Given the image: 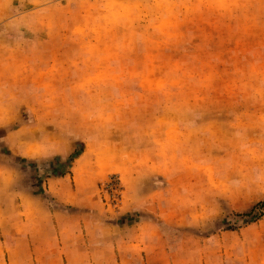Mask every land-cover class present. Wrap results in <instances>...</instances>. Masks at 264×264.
<instances>
[{
  "label": "rangeland",
  "instance_id": "rangeland-1",
  "mask_svg": "<svg viewBox=\"0 0 264 264\" xmlns=\"http://www.w3.org/2000/svg\"><path fill=\"white\" fill-rule=\"evenodd\" d=\"M0 70V264H55L33 254L63 234L88 264H264V0H0ZM84 158L92 208H50L78 228H32ZM121 168L166 208L150 240Z\"/></svg>",
  "mask_w": 264,
  "mask_h": 264
},
{
  "label": "crops",
  "instance_id": "crops-1",
  "mask_svg": "<svg viewBox=\"0 0 264 264\" xmlns=\"http://www.w3.org/2000/svg\"><path fill=\"white\" fill-rule=\"evenodd\" d=\"M10 77V75H7V72L5 73L3 70H0V86L4 84V82H8L9 80L6 79ZM9 92V91H8ZM4 95L6 94V90L3 91ZM0 95H2L0 93ZM1 99V98H0ZM35 147L30 146V143L28 142V139L26 142L22 143L21 145V150L24 155H29V153H32V150H34ZM29 149V151H27ZM26 150V151H25ZM87 160L84 158L82 160V168H81V178H82V183H78L77 178H76V167L78 162H76V166L73 168L72 172L74 173L72 176L71 175H64V176H51L47 178V187H48V192L51 193L52 195L56 196L61 203L59 205H52L50 204L45 205L42 200V196L40 194H33L32 195V200L34 201L31 202V204L28 202L27 204H24L23 208H27L28 213H34L33 215H36L39 217L38 219L35 220V224L32 226V228L38 229L41 226L47 227L48 225V218L46 217V214L51 212V219H55L56 221V226L59 230L62 229H69L71 232H73L74 229L78 228L77 225V220L81 219L77 216V214H71L68 211H52L50 208H92V195L89 193L90 188L87 187V181L89 185H91V180L92 176L85 175V169L87 167ZM129 169V168H128ZM128 169L126 168H121L123 176H125V179L127 180L128 184H130V187L133 189L131 185V181L129 178V173ZM72 178L75 180V185L78 186L76 190H73L70 188L72 185ZM77 181V182H76ZM134 193L132 194L131 190H128V197L124 199L123 205L119 209V213L127 214H138L137 217L142 218L140 220L136 219L133 221L132 224H127L126 229L128 230H135L136 232L142 231V232H150L145 233L144 236L148 240H150L153 236L151 235V231H155L159 228H161V221L158 222V220H155L154 215L156 214H161L166 208H151L150 205H147V200L142 199V197L139 195L140 193L137 192L135 189H133ZM138 194V195H137ZM84 197L82 200L81 197ZM141 197L140 199L138 198ZM149 202V200H148ZM68 205L72 207H68ZM150 207V208H149ZM43 208V209H42ZM47 208V209H46ZM49 208V209H48ZM30 211H29V210ZM82 211V210H80ZM79 224L81 222H78ZM85 226L86 220L84 219ZM139 235V233H138ZM60 243L59 248L61 252L59 254H48L44 256V252H40L41 254L38 256V253L36 252L33 254V258L39 259L41 257V261L46 262V261H54L55 264H65V260H67V264H88L89 261L91 260V256L88 253L87 249L83 251V244H77L73 240L68 239L69 234H63L60 235ZM37 239L38 241L35 242ZM31 238V240H27L25 245V250L29 251L30 249L36 250V245L41 246V245H46L48 244L47 239H41V238ZM130 241H125L124 243H128ZM123 243V242H122ZM135 243V241H133ZM86 241H84V245H86ZM80 245V247H78ZM108 245V244H107ZM110 248V246H108ZM42 250V249H41ZM44 251V249H43ZM61 253V254H60ZM112 255V254H111ZM111 258V256H110ZM29 257L27 254L22 256L20 258L21 261L24 260L28 261ZM101 260H104V256H100ZM19 261V260H18Z\"/></svg>",
  "mask_w": 264,
  "mask_h": 264
},
{
  "label": "trees",
  "instance_id": "trees-1",
  "mask_svg": "<svg viewBox=\"0 0 264 264\" xmlns=\"http://www.w3.org/2000/svg\"><path fill=\"white\" fill-rule=\"evenodd\" d=\"M257 209L261 210L260 214H264V202H258L248 213H254Z\"/></svg>",
  "mask_w": 264,
  "mask_h": 264
}]
</instances>
